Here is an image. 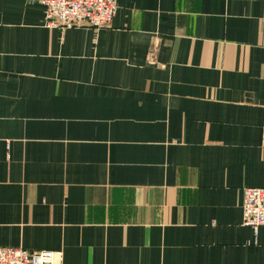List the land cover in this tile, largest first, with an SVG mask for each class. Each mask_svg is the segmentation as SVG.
<instances>
[{"label": "crops", "instance_id": "1", "mask_svg": "<svg viewBox=\"0 0 264 264\" xmlns=\"http://www.w3.org/2000/svg\"><path fill=\"white\" fill-rule=\"evenodd\" d=\"M264 0H118L51 29L0 0V247L60 264H264Z\"/></svg>", "mask_w": 264, "mask_h": 264}, {"label": "built area", "instance_id": "2", "mask_svg": "<svg viewBox=\"0 0 264 264\" xmlns=\"http://www.w3.org/2000/svg\"><path fill=\"white\" fill-rule=\"evenodd\" d=\"M44 8L45 25L68 30L108 28L118 12V0H30ZM261 148L264 149V116ZM243 224L255 232L264 227V188H247L243 198ZM61 252L0 247V264H60Z\"/></svg>", "mask_w": 264, "mask_h": 264}]
</instances>
